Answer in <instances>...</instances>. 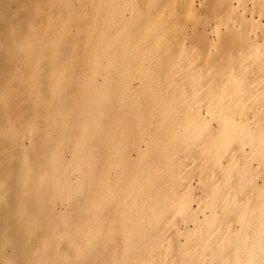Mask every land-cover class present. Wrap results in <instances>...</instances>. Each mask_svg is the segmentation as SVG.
Here are the masks:
<instances>
[{"label":"bare ground","instance_id":"6f19581e","mask_svg":"<svg viewBox=\"0 0 264 264\" xmlns=\"http://www.w3.org/2000/svg\"><path fill=\"white\" fill-rule=\"evenodd\" d=\"M115 1L0 0L2 263L264 264V0ZM61 186L98 196L74 241Z\"/></svg>","mask_w":264,"mask_h":264},{"label":"rangeland","instance_id":"374dc122","mask_svg":"<svg viewBox=\"0 0 264 264\" xmlns=\"http://www.w3.org/2000/svg\"><path fill=\"white\" fill-rule=\"evenodd\" d=\"M156 1L159 3L165 4V7H167V8L169 7V5L171 3V0H116L115 4L116 5L121 4L122 6H124V5H126V2H133L135 5L139 6L143 10V15H142L141 19H139L138 24L134 25L133 24L134 19L131 18V11H129L128 9H126V7H124V16H125L124 18L126 19V22L133 24L132 25V27H133L132 31L134 33L137 30V28L143 29L146 27V25H142L143 23H146L147 21L148 22L155 21V20H153V21L149 20L150 19L149 13L153 12L155 9L151 10V8L148 9V7L151 6ZM179 2L184 3L185 0H179ZM11 6L13 9H17V5H15V4H13ZM76 9L77 10L79 9L78 5H76ZM164 19L165 20L163 21V26L166 29V28L170 27V24H171L168 14L165 15ZM153 23H156V21ZM72 27H74V26L72 25ZM122 38H123V40H125V37H122ZM167 38H168V36L164 37V39H167ZM165 47H167V48L170 47V43L168 41H167V44H165ZM122 49L128 50L131 48L124 46ZM80 50H83V49L78 47V46H72L70 49L67 50V54L63 57L66 58L67 60H70L71 58H73V56L79 55ZM162 55H166V51H164L162 53ZM89 59H91V58L89 57ZM68 65L69 64L65 62L61 66L67 67ZM156 69L159 71L162 70L161 67L158 65H157ZM98 70H100V73L101 72L104 73V72H106L107 67H96L95 65H92V69H91L92 72L98 71ZM44 71L45 72H44L43 77H46V76H48V72H50L51 69H45ZM89 75L90 74H87V72H85V74L81 75L80 77L77 76L75 79L77 81H80V78H85L87 76L89 77ZM157 77L159 79H163V76L160 74L157 75ZM98 78H99V82H102L104 76L102 74H100L98 76ZM134 82H137V81H134ZM79 90L81 91L82 94H85L88 91L87 86L84 84L79 86ZM88 117L89 116H79L80 119L84 118L85 120H88ZM52 118H54V120L57 119V117L54 115L52 116ZM72 118H76V116L75 115H69V116L65 115V116L61 117V119L63 120L62 121L63 123L65 122V119H72ZM68 132H66V135L69 138L73 134L76 137L79 135L78 133L80 132V129L76 128L73 132H70V131H68ZM24 141L26 142V145L29 144L28 139H25ZM65 154L67 156V160H75L76 159L74 156H72L71 152H69V153L66 152ZM73 176H74L73 177L74 180L71 181V185H73V187H75L78 184L80 185L82 181H81V179H78V172H75L73 174ZM88 182H90V179ZM61 183H64V186H68L70 184V182L68 183V181H63ZM195 184H197L196 181H195ZM96 197H98V196L95 195L94 197H89V191H87V190H84V193H82V191H80L78 193L72 194L69 192V189L66 190L63 186H61L57 189H54L53 191H50L49 193H45L43 195V198L41 199V202H38L39 200L36 202V204H35L36 208H40L42 210L40 211L39 209H36L35 214H36V216L40 215L43 219H44V217L47 219H52L53 225L56 223L53 220H56V219L58 220V218H59L61 220V222H59V224H60V227L63 228L62 230L65 232V235H66L65 237L66 238L69 237V239L71 241H74L76 239V234L78 233V230H79V226L77 227V225H80V224L75 223L73 220L77 214H81L82 217L87 218L89 213L84 210V207H81V206L90 205V200H88V199L89 198L93 199ZM77 199H79L78 201H81L83 203L82 204L79 203V205H76L75 201ZM31 202L32 201H30V203ZM30 203L28 202V204H30ZM32 203H35V202H32ZM37 204H38V207H37ZM76 206H77V208H76ZM74 208H75L76 212L73 214ZM49 212H51V213H49ZM27 217H32V214L27 215ZM44 221H45V219H44ZM85 225H87V222L85 223ZM12 248H13V245H8L7 247H5V249L7 251L6 253L7 254L13 253L14 255L18 254L19 250L12 249ZM0 264H3L1 259H0ZM56 264H62V263H61V261H57Z\"/></svg>","mask_w":264,"mask_h":264}]
</instances>
